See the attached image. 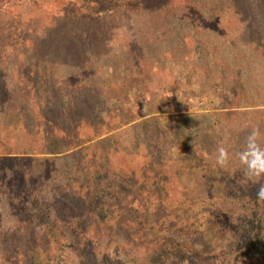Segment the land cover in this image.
Returning <instances> with one entry per match:
<instances>
[{
  "label": "rangeland",
  "instance_id": "obj_1",
  "mask_svg": "<svg viewBox=\"0 0 264 264\" xmlns=\"http://www.w3.org/2000/svg\"><path fill=\"white\" fill-rule=\"evenodd\" d=\"M69 13L0 0L1 264L17 260L16 247L34 249L12 244L11 202L20 193L50 202L59 191L93 195L88 207L78 200L72 208L80 241L92 240L41 247L45 264H145L154 230L166 228L145 223L138 192L146 196L172 153H193L184 135L219 137L214 151L234 145L236 153L247 130L264 128V0H154L95 18ZM173 181L164 185H184ZM162 264L192 263L171 255Z\"/></svg>",
  "mask_w": 264,
  "mask_h": 264
},
{
  "label": "trees",
  "instance_id": "obj_2",
  "mask_svg": "<svg viewBox=\"0 0 264 264\" xmlns=\"http://www.w3.org/2000/svg\"><path fill=\"white\" fill-rule=\"evenodd\" d=\"M123 1L127 3L120 5L109 1V5H103L99 0H31V3L38 6L43 4L51 12L74 14L69 13L73 11L95 18L110 12L113 8L122 6L133 8L135 4L142 6L154 0ZM59 8L61 10H58ZM44 119L47 120L46 117ZM261 131L264 132V128ZM184 138L186 148L191 147L193 153H187L184 157L172 153L166 166L158 165L160 173H157L153 183L149 185L146 196L138 192L145 223L154 226L152 229L166 228L162 233L154 230L156 242L151 243V248H146L142 260L145 264H162L164 258L175 255L177 259H187L192 264H206L226 256L235 259L243 256L245 263L248 264V261L253 263L252 258L263 259L264 201L256 199V189L260 183H264V178L247 181L243 177L241 165L233 152L234 145L226 146L232 154L229 166L225 168L217 166L214 146L216 143H221L219 137L211 138L208 134H202L191 139L184 135ZM98 166L99 171L105 169L104 158ZM192 169L196 173H193ZM186 176L188 180L191 179L198 184L196 188H187ZM174 177L181 179L184 185L176 186L170 183H168L170 186L164 185L167 184V180L172 183ZM114 179L117 184L123 185L120 175L115 174ZM35 188L37 189L38 186L36 185ZM92 189L94 190V187ZM20 194L21 196L11 202L10 210L18 216L14 225H11L9 237L11 236L14 246L18 244L23 247L22 244L32 243L34 249L31 253H27L29 249L22 253V248L16 247L17 260L9 264H29L26 263L28 258L30 264H45L44 258L47 257L44 256L41 247L69 243L72 247L83 248L92 240V237H85L80 241L81 238L76 233L81 222L72 208H75L78 200L84 202L83 207L85 204L88 207L87 203L89 205L94 203L93 195L84 197L79 193L59 191L52 201L43 202L37 198L41 194L33 193L36 195L32 197L34 202H31V198L22 201L24 197L22 193ZM175 194H179L180 197H175ZM169 198H173L174 201H167ZM153 201L157 203L151 209L150 205ZM57 216L59 221L56 222ZM81 216L86 217L84 212ZM61 230L69 233H62ZM85 263L93 264V261L86 257Z\"/></svg>",
  "mask_w": 264,
  "mask_h": 264
},
{
  "label": "clouds",
  "instance_id": "obj_3",
  "mask_svg": "<svg viewBox=\"0 0 264 264\" xmlns=\"http://www.w3.org/2000/svg\"><path fill=\"white\" fill-rule=\"evenodd\" d=\"M235 158L241 165L243 177L247 181L264 178V132L259 126H252L244 136L243 146L235 153ZM232 154L220 145L215 150V164L220 168L229 166ZM256 199L264 201V183L256 189Z\"/></svg>",
  "mask_w": 264,
  "mask_h": 264
}]
</instances>
